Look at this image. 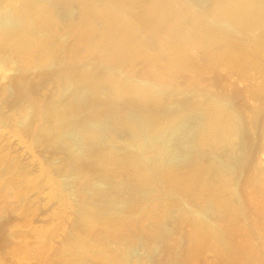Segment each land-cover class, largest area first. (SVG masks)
Instances as JSON below:
<instances>
[{
  "label": "bare ground",
  "instance_id": "6f19581e",
  "mask_svg": "<svg viewBox=\"0 0 264 264\" xmlns=\"http://www.w3.org/2000/svg\"><path fill=\"white\" fill-rule=\"evenodd\" d=\"M0 49V127L39 156L0 144V220L51 213L0 264H264V0H0Z\"/></svg>",
  "mask_w": 264,
  "mask_h": 264
},
{
  "label": "rangeland",
  "instance_id": "374dc122",
  "mask_svg": "<svg viewBox=\"0 0 264 264\" xmlns=\"http://www.w3.org/2000/svg\"><path fill=\"white\" fill-rule=\"evenodd\" d=\"M256 32L259 33V30L258 31L255 30V34L253 33L254 36L256 35ZM256 36L254 37V39L259 37V35H256ZM57 42L60 43L61 40L55 42V45H56L55 51L57 53L66 52L67 49H68V45L66 43H68V41L62 39V42L60 44H58ZM3 54H5V56ZM0 56L3 57V58L0 57L1 59H5V57H8V56L11 57V54L7 50L0 49ZM102 62L103 63H107L108 62V57L103 56L102 57ZM195 62H196V64H195ZM191 64H193L192 66H198L201 69L202 73H203V55L197 57L194 60V62L192 61ZM40 65H41V68H42L41 70L45 69L46 73L45 72L44 73L47 76L44 77L42 75L43 72L39 73L40 72L39 70L36 71V72H34V73H32L33 75H31V78H30L29 83H28V88L30 90H32V89L33 90H36L40 85H42L44 83H48L49 86H51V87H54L56 85V83H57L58 77H57V75L48 72L49 70H47L48 69V66L46 64V61L45 60L41 61L40 62ZM174 67L175 66L173 65V68ZM0 69H1L0 70V81L2 79L1 78L2 76L5 77V78H3V81H1V83L2 84L5 83L4 85H10V84L11 85H14L13 86L14 89H15L14 92L16 94L18 93V91H21V88H19V86H16V84L14 82L16 80L18 81L19 74L17 72H13V73L11 72L10 73L9 66L7 64H5L3 67L1 66ZM1 71H3V72H1ZM142 72L145 73V74L147 73L145 67H142ZM1 73H3L4 75L3 74L1 75ZM66 73H67V71L65 69H63L61 71V75L66 74ZM214 73L215 74H214V76H213L212 79H214V81L217 84L215 85V87H212L211 88V92L212 93L219 94L220 92H222V90L228 88V86H229L228 85V82H229V84L232 83V84L235 85V86L234 85H232V86L233 87H236L234 90L235 91L238 90L239 91V94H240V91L243 92V90L245 91L247 89L246 86L249 87L250 85L251 86L256 85V80L254 78L251 79L250 82H249V80L248 81H244L242 79L239 80V77L235 76V74L231 70H223L222 76L220 75L221 77L218 76V73L217 72H214ZM28 74H30V73L28 72L26 74V76ZM215 76H218V78H219L218 80L219 81L217 80V77H215ZM108 78H112V73L108 74ZM194 78H195V75L192 74L191 77H189V81L190 80H193ZM12 80H14V81H12ZM1 83H0V87H1ZM175 96H177V95H174L173 97H175ZM21 98L22 97H19V99H21ZM172 99H174V98H172ZM236 99H237L236 100V104H237L238 107H240L242 105V103H243V101H242L243 95H241V96L238 95V97H236ZM193 102H194L193 98H190V99H188L187 104L188 103L191 104ZM171 105H173V106H171ZM171 105L167 107L168 108V110H167L168 112L174 111V109H175L174 107H176V104L175 103H172ZM7 108H8V106L3 107L2 108V112H4V113L7 112L5 110ZM7 110H9V109H7ZM0 129H2V130H0V135H1L0 136V144H2V145H6L7 144L8 146H10V150H11L10 152L11 153L13 152L12 153L13 155H16V156L20 157L21 161L24 163L23 165L28 166V167H31V168H34V167L36 168V165L39 162V156H37L36 152H33L32 150H29L30 148H28L26 146V144L20 139V137L15 132H13L11 130L9 131V129H7V128H5L7 130L4 131V127H0ZM5 142H6V144H5ZM37 151H38V154H40V155L42 154L43 155L44 152H45V148L39 147V149H37ZM45 154H46V152H45ZM88 158L89 157L84 156L82 160H87ZM34 159H36V160H34ZM37 159H38V161H37ZM7 178L9 179L10 176L9 177L6 176L5 180H8ZM30 193H32V194H29L30 201H32V200L34 201V202L32 201V204L33 205L38 204V201L39 200H38V196L36 195L37 194V191H32L31 190ZM45 195H46V193H41L39 197L45 199L46 198ZM33 198H35V199H33ZM48 209H49L48 206H43L42 207V210H38V211L36 210L37 213L35 211L32 212V213H30V212H26L24 210L23 211L22 210H14V211L9 210V214L6 215V217H5L6 219H8L7 222H6V220H4L5 219L4 217H3V219L0 220V259L3 258V256H5V255L7 256L11 252V248L14 246L13 244L20 243V242H22L24 240L21 237V235H23V234H30L39 224L42 225L43 223H47V221L49 220L50 215H51V213H49L50 211H48ZM38 212H39V214H38ZM27 215H28V217H27ZM26 218H28V219H26ZM3 222H5L4 225H2ZM22 222H23V224H22ZM34 226H35V228H34ZM11 232L15 233L16 234V237H11V236L9 237V235H10ZM30 237L31 236L29 235L28 237L25 238V241L28 244L34 243L36 241L33 236L31 238ZM24 256H26V255L24 254L23 257ZM22 259H23V261H26L25 260L26 257L22 258V255H21V257L19 256V257L15 258V260H14L15 264H20L21 261H22Z\"/></svg>",
  "mask_w": 264,
  "mask_h": 264
}]
</instances>
